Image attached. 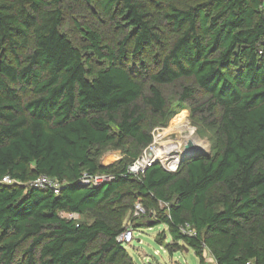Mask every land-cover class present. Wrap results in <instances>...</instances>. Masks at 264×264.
<instances>
[{
    "label": "trees",
    "instance_id": "1",
    "mask_svg": "<svg viewBox=\"0 0 264 264\" xmlns=\"http://www.w3.org/2000/svg\"><path fill=\"white\" fill-rule=\"evenodd\" d=\"M81 2L126 32L118 48L82 26ZM70 14L82 48L63 30ZM185 106L213 131L212 156L131 173L127 143L150 146L149 117ZM109 149L125 157L104 167ZM42 175L59 195L32 185ZM102 175L112 180L94 184ZM133 198L139 218L168 227L171 255L264 264L262 0H0V264H136L112 209Z\"/></svg>",
    "mask_w": 264,
    "mask_h": 264
},
{
    "label": "rangeland",
    "instance_id": "2",
    "mask_svg": "<svg viewBox=\"0 0 264 264\" xmlns=\"http://www.w3.org/2000/svg\"><path fill=\"white\" fill-rule=\"evenodd\" d=\"M150 8V6H149ZM151 9V8H150ZM152 9H155L153 7ZM77 19L85 27L90 25L93 29L97 30L104 38V43L110 45L112 48H118L121 45V40L126 35V32L114 25L110 19H107L101 13L98 5L87 6L84 2L78 4L76 13ZM73 14L68 15L63 23V30L75 42V44L82 48L85 44L82 33L78 26H76ZM173 37V33L168 29L163 33L165 45H168ZM132 45V44H130ZM131 49V48H130ZM149 53V52H148ZM150 64H153L151 59ZM96 64V63H95ZM175 88H165L164 93L172 104L176 101ZM171 110L178 112L177 105H171ZM149 124L152 128L153 143L146 147L140 148L132 142H128L125 146L128 151H136L139 157L136 158L133 164L140 159L147 150L151 152L155 149L153 155L156 163L165 165L176 161L181 155L185 153V144L179 149H175L169 154H157V151L164 148V146L171 145L178 147V143L182 142L184 138L191 137L190 140L195 141L207 154H213V131L201 124L195 122L193 114L189 106L181 109L178 114L170 119H157L156 117H149ZM206 144V145H205ZM153 152V151H152ZM125 157L122 150L109 149L105 151L100 159L102 166H110L118 163ZM185 160L181 158L179 163ZM132 164V165H133ZM131 165V166H132ZM137 177L142 176V171L134 172ZM125 189H128L127 187ZM141 199L133 198L126 204L114 206L113 212L116 220L121 225V228L132 226L135 230V240L131 244H123L124 248L128 251L136 264H200L199 258L196 256L193 249L184 247L180 251L174 252L172 255L168 251V247L173 243V237L170 235L168 227L165 224L150 225L151 222L146 223V218L135 219L133 212L134 206ZM164 209V205H160ZM147 213V208H145ZM69 217V215H65ZM182 245V243H180ZM205 259L207 264H216L211 252L206 249Z\"/></svg>",
    "mask_w": 264,
    "mask_h": 264
},
{
    "label": "built area",
    "instance_id": "3",
    "mask_svg": "<svg viewBox=\"0 0 264 264\" xmlns=\"http://www.w3.org/2000/svg\"><path fill=\"white\" fill-rule=\"evenodd\" d=\"M262 3L264 4V0H262ZM151 148L152 147H150V149ZM150 149L147 150L145 152V154L140 159H138V161L135 164H133L130 167L131 173L134 174V172H138L141 170L142 173L144 174L145 171L150 166H152L156 163V161H154L155 156L153 155L155 149L152 150L153 152L152 151L149 152ZM179 164L173 170L170 169L171 165L169 163H166L165 165H162V166H163V168H165L168 171L175 172L178 169ZM109 180H112L111 176L102 175V176L96 177L93 181H94V184L97 185V184L106 183ZM85 182L89 183V181H85ZM2 183L11 185V184H16L18 182L13 180L10 176H5L2 180ZM32 185L37 187V188H40V189H52V191L56 195H59L60 191H61V183L59 181L52 179L48 176H44V175L39 176L37 179H35L32 182ZM161 205H163V204H161ZM145 214H146V210L143 207V205L141 203H137L135 205L134 212H133L134 217L139 218ZM179 229H180V232L185 236H188V237H196L197 236L196 231L193 229V227L190 223H185V224L181 225ZM134 233H135V230L133 229L132 226L127 227L119 236V238H118L119 242H121L122 244H131L135 240ZM247 264H256V263L253 260H250Z\"/></svg>",
    "mask_w": 264,
    "mask_h": 264
},
{
    "label": "water",
    "instance_id": "4",
    "mask_svg": "<svg viewBox=\"0 0 264 264\" xmlns=\"http://www.w3.org/2000/svg\"><path fill=\"white\" fill-rule=\"evenodd\" d=\"M210 155L205 152L204 149H202L200 146H197L193 141H188V143L185 145V153L182 156L185 159L194 158V159H200L209 157ZM158 163H155V165ZM150 225H154L153 222L150 223ZM189 248H187L188 250Z\"/></svg>",
    "mask_w": 264,
    "mask_h": 264
},
{
    "label": "bare ground",
    "instance_id": "5",
    "mask_svg": "<svg viewBox=\"0 0 264 264\" xmlns=\"http://www.w3.org/2000/svg\"><path fill=\"white\" fill-rule=\"evenodd\" d=\"M190 138L191 137H186V138H184L183 139V141L182 142H179L177 145H178V147H173V146H171V145H168V146H164V148L163 149H161V150H159V151H157V154H159V155H162V154H169V153H171L172 151H174L175 149H179L180 147H181V144L182 145H186L187 143H188V141H191L190 140ZM193 141V140H192ZM194 143H195V141H193ZM196 144V143H195ZM197 145V144H196ZM206 145V144H205ZM197 146H199V145H197ZM185 151V150H184ZM184 155V154H183ZM183 155H181V157H179L176 161H174V162H172V163H170L169 162V164L171 165L170 167V169L171 170H173V169H175L176 167H177V165L179 164V160L182 158V156Z\"/></svg>",
    "mask_w": 264,
    "mask_h": 264
}]
</instances>
